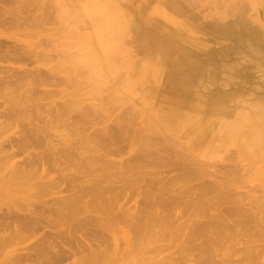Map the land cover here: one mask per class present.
Returning a JSON list of instances; mask_svg holds the SVG:
<instances>
[{
    "label": "rangeland",
    "instance_id": "1",
    "mask_svg": "<svg viewBox=\"0 0 264 264\" xmlns=\"http://www.w3.org/2000/svg\"><path fill=\"white\" fill-rule=\"evenodd\" d=\"M214 1L0 0V264H264V0Z\"/></svg>",
    "mask_w": 264,
    "mask_h": 264
},
{
    "label": "bare ground",
    "instance_id": "2",
    "mask_svg": "<svg viewBox=\"0 0 264 264\" xmlns=\"http://www.w3.org/2000/svg\"><path fill=\"white\" fill-rule=\"evenodd\" d=\"M217 1H218L219 3L222 2V0H216V1H214V2H217ZM223 1H225V0H223ZM219 3H218V4H219ZM256 4H257L256 1H253V0H252L251 3L249 2V6H250L251 8L255 7ZM222 5H223V2H222ZM100 10H101V13H100L99 10H98V11H99L100 14H102L103 10H102V9H100ZM96 13H97V12H96ZM100 14H98V17L101 16ZM107 14H108V12L106 13V15H107ZM95 15H96V14H95ZM95 15L92 16V17H94V20H93V18L90 16V17H91V19H90L91 21L93 20L95 23H96V22H100V20H101L102 23L105 22V21L103 20V19H105V17L103 18V16H102L101 18L99 17V20H98V19L95 20V19H96ZM103 15H105V11H104V14H103ZM98 17H97V18H98ZM102 18H103V19H102ZM88 19H89V17H88ZM106 19H107V17H106ZM93 21H92V22H93ZM107 21H108V19H107ZM255 21L258 23V25L260 24V21H259L258 19H255ZM101 22H100V24H102ZM236 22H237V23H241V24H242V27H243V29H242L241 32H240L239 38L247 37V38H249V39H253V40H257V39H259V33H260V32H259V28H258V26H257V25H252V24H253L252 22H251V23H250V22L248 23L247 18L244 17V10H243V9L241 10V13H239V14L236 16ZM95 23H93V24H95ZM105 23H106V22H105ZM107 23H108V22H107ZM100 24H97L98 27L101 26ZM97 25H96V26H97ZM103 25H104V27H105V24H102V26L99 28L100 30H101L102 28H104ZM230 25H231V24H228V25H226V26H223V27L219 28V30H217V31H218V32H219V31H221V32H225L227 35L230 36V35L233 34V32H230V31H231V28H232ZM98 27H96V28H98ZM207 29H211V28H207ZM97 30H98V29H97ZM104 30H105V29H104ZM104 30L102 29V31H104ZM97 32H98V31H97ZM100 32H101V31H100ZM106 32H107V31H106ZM142 34H143V33H142ZM105 35H106V34H105ZM105 35H104V33H103V35L101 36V33H100L99 36H98L99 40H101V39L105 40L106 37L108 38V36H107V35L105 36ZM143 35H144V34H143ZM100 36H101V38H100ZM103 36H104V38H102ZM249 36H250V37H249ZM101 41H102V40H101ZM168 42H169V41H168ZM90 49H92V48H90ZM92 51H93V50H92ZM93 55H94V54H93ZM184 57H185V58H184ZM184 57H183V56L179 57V58L176 60V63H177V64H176L175 66H177V67L180 66L181 68H185V67H186V64L189 62V61H188L189 58H191V59H193V60H196V61H198V60L200 59V58H193L192 56L190 57L189 54L185 55ZM187 61H188V62H187ZM76 63H77V62H76ZM118 63H119V62H118ZM189 63H190V62H189ZM107 67H110V66L108 65ZM111 67H112V66H111ZM177 67L175 68L176 70H177ZM187 67H189V66L187 65ZM115 76H116V75H115ZM118 77H119V76H118ZM118 77H117V78H118ZM115 78H116V77H115ZM118 79H119V78H118ZM184 81H186V80H184ZM183 83H184V84H183ZM187 84H188V82H182V83H181V86H182L184 89H187L186 91H188V89H189V88H187ZM174 89H175V87H174ZM24 90H25V88H24ZM124 90H125V88H123V91H124ZM21 91H22V90H21ZM26 91H27V90H26ZM26 91H25V92H24V91L21 92V95H20L21 97H20V98L17 96L18 101H20L19 99H22V97H23V99H24V95L22 94L23 92H24L25 95L27 96ZM126 91H127V90H126ZM126 91H125V92H126ZM175 92H176V91H174V93H175ZM27 93H28V92H27ZM178 93H179V92H178ZM217 93H218V92H217ZM230 93H231V92H226L224 95H228V96H229ZM19 94H20V90H19ZM126 94H127V93H126ZM183 94H184V93H183ZM17 95H18V94H17ZM26 96H25V97H26ZM31 96H32V95H31ZM174 96H175V95H174ZM175 97H177V96H175ZM177 98H179V97H177ZM172 99H173V98H172ZM174 99H175V98H174ZM218 99H219V100L222 99L221 101L225 100L223 96H222V97H218L217 100H218ZM14 100H16V98H15ZM12 101H13V100L11 99V102H12ZM24 101H25V100H24ZM26 101H27V99H26ZM16 102H17V101H16ZM12 103H13V102H12ZM14 103H15V101H14ZM17 103H18V102H17ZM20 103H21V101H20ZM166 104H167V102H166ZM14 105H16V104H14ZM18 106H20V105H18ZM218 106H220V108H217V111H218V112H223L224 109L226 110L225 106H227V105H218ZM222 106H223V107H222ZM173 107H174V105H173ZM223 108H224V109H223ZM167 109H168V107H167ZM177 109H178V108H177ZM176 111H177V110H176ZM174 112H175V111H174ZM170 113H171V112H170ZM202 113H203V112H202ZM179 114H180V113H179ZM206 114H207V113H206ZM178 116H179V115H178ZM200 116H201V115H200ZM249 120H250V121H249ZM220 121H221V120H220ZM247 121H248L251 125H255V126L257 125V123H256L255 121L252 122L251 119H247ZM218 122H219V121H218ZM191 123H192V122H191ZM256 127H257V126H256ZM258 145H260V144H258ZM261 148H262V147H261ZM0 177H2V176H0ZM95 191H96V190H95ZM96 192H97V191H96ZM96 192H95V193H96ZM94 196H96V195H94ZM66 201H67V200H66ZM71 201H72V200H71ZM73 201H74V200H73ZM68 202H69V201H68ZM70 203H71V202H70ZM70 203H69V204H70ZM64 204H65L66 207H63ZM64 204L62 205V207H63V211H64V212H65L64 208H67V211H70V210H71L70 212L73 211V210H72L73 208H71V209L69 208V210H68V207H67V205H66L65 202H64ZM75 205H76V204H75ZM62 207H61V208H62ZM70 207H72L71 204H70ZM73 207H74V206H73ZM75 208H76V207H75ZM65 213H66V212H65ZM145 234H146V233H145ZM145 234L143 235L142 239H145V238H146V237L144 238V236H146V235L148 236V234H146V235H145ZM112 237H114V236H112ZM140 238H141V237H140ZM140 238H139V239H140ZM113 239H114V238H113ZM139 239H138V240H139ZM114 240H115V239H114ZM140 240H141V239H140ZM146 240H148V237H147ZM128 241H129V240H128ZM139 242H140V241H139ZM141 242H142V241H141ZM113 243H114V241H113ZM115 243H116V242H115ZM115 243H114V244H115ZM128 243H129V242H128ZM130 243H131V242H130ZM142 243H143V242H142ZM139 244L141 245V243H139ZM144 244H145V243H144ZM144 244H143V245H144ZM130 245H132V244H130ZM133 245H135V244H133ZM127 246H129V245H127ZM127 246H126V247H127ZM138 246H139V245H138ZM129 247H130V246H129ZM136 247H137V246H136ZM82 249H83V248H82ZM124 249H126V248H124ZM129 249H130V248H129ZM131 249H132V248H131ZM137 249H138V247H137ZM80 250H81V249H80ZM83 250H84V249H83ZM90 250L92 251V249H90ZM144 250H145V249H144ZM130 251L132 252L133 250H130ZM134 251H136V250H134ZM206 251H207V250H206ZM82 252H83V251H82ZM94 252H95V251H94ZM126 252H127V250H126ZM204 252H205V251H203V253H204ZM133 253H134V252H133ZM133 253H132V254H133ZM200 253H202V251H200ZM203 253H202V254H203ZM206 253H207V252H206ZM56 254H57V253H56ZM123 254H124V253H123ZM130 254H131V253H130ZM90 255H91V254H90ZM93 255H94V253H93ZM95 255H96V254H95ZM124 255H125V254H124ZM205 255H206V254H205ZM56 257H57V256H56ZM85 257H87V256H85ZM125 257H126V256H125ZM88 258H91V257H87L85 260H88ZM93 258H94V261H95V256H94ZM126 258H127V257H126ZM90 260L93 261L92 258L89 259V261H90ZM91 261H90V262H91ZM160 261H161V260H160ZM93 263H94V262H93ZM157 263H158V262H157ZM160 263H161V262H160ZM153 264H154V263H153ZM163 264H164V263H163ZM166 264H167V263H166ZM181 264H183V263H181Z\"/></svg>",
    "mask_w": 264,
    "mask_h": 264
}]
</instances>
